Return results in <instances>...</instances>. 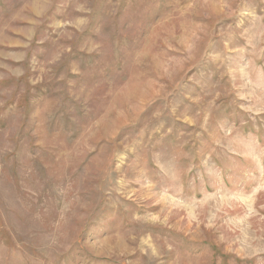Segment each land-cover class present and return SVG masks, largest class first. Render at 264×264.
<instances>
[{"label": "rangeland", "instance_id": "obj_1", "mask_svg": "<svg viewBox=\"0 0 264 264\" xmlns=\"http://www.w3.org/2000/svg\"><path fill=\"white\" fill-rule=\"evenodd\" d=\"M0 264H264V0H0Z\"/></svg>", "mask_w": 264, "mask_h": 264}]
</instances>
